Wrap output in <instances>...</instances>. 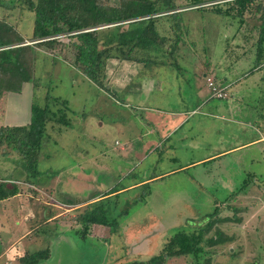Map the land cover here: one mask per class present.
Instances as JSON below:
<instances>
[{"label": "rangeland", "instance_id": "rangeland-1", "mask_svg": "<svg viewBox=\"0 0 264 264\" xmlns=\"http://www.w3.org/2000/svg\"><path fill=\"white\" fill-rule=\"evenodd\" d=\"M191 1L174 0L177 12H183L180 22V27H183L182 42L177 54L179 64L185 69L184 73V70L178 71L183 73L180 78L183 81L174 84V77L168 80L158 76L168 87L161 97L155 96L153 102L148 104L153 108L150 113L157 114L155 112L159 111L166 115L172 110L181 113L193 110L207 112L215 105L231 103L230 113L236 123L220 120L215 121V126H207L208 122H204L205 125L196 127L198 117L190 120L192 136L206 143L205 146H198L199 151L191 150L186 139L185 143L178 141L184 133L188 134L189 128L185 127L173 137L175 146L172 152L165 150L162 153L153 147L150 152L144 153V150L141 155L131 150L122 157L117 143L124 141L120 131H125V137L135 136L137 116L133 110L124 108L119 98H113L89 83L73 66L70 53H65L67 58L59 60L46 54V57L43 55L46 58L44 62L37 63L35 75L44 87L37 91V102L42 103L49 89L51 96L66 100L70 109L78 113L70 118L71 128L55 123L47 126L46 144L39 158V170L44 175L37 182L49 193L46 191V196L40 198L39 202L36 200L37 192L21 185L27 174L23 172L20 157L0 148V182L11 178L19 190L18 195L6 199L7 203L0 202V210L7 205L12 210L39 209L37 219L41 226L33 236L24 238V245L27 249L30 247L29 252L49 249L48 259L41 264H120L126 260L146 259L149 255L158 254L164 240L174 230L184 228L191 231L193 223L189 224L188 221L201 224L205 215L216 211L218 215L213 220L218 222L214 224L212 233L213 229L219 228L228 241L212 248L204 246L206 254L198 258L199 262L193 257H181L168 264H205L207 259H210L209 264H264V67L245 81L235 84V88H228V99L212 98L209 104L203 103L198 109L197 100L191 95L193 86L189 79V73L198 67L202 70L205 64L213 67L215 72L213 77H209L217 83L228 65L233 64L238 75L253 68L257 64L258 16L247 12L241 22L234 17L235 13L232 14L233 18L207 11L202 15L199 11L191 10L194 9ZM203 6L209 9L208 4ZM19 10V4L0 0V17L10 18L18 31L29 35L28 14H21ZM170 25L169 20L160 22L165 29ZM58 39L63 43L68 42L65 36ZM149 52L151 59L164 64L165 72L168 70L170 75L177 72L173 65L169 66L173 61L168 48ZM169 74L167 76L171 77ZM234 77H230L231 81H234ZM198 82L202 87L207 85L206 81L204 85L203 79H198ZM176 85H179L181 98L178 97L179 88ZM31 97L30 84H25L18 94H7L0 106V111L4 113L2 122L26 125L30 119ZM157 129L160 131L161 127ZM244 144L219 161L182 168L195 158ZM6 152L9 155H4ZM161 155V159H158ZM167 172L172 173L162 175ZM54 174L60 178L55 183L54 195L59 204H80L106 191L120 190L153 176H157V179L107 199V204L112 207L110 214L116 217L113 232L109 227L95 226L84 233L77 221L85 210L84 204L77 205L70 213H64L65 208L58 205L57 211L61 213L59 222L45 221ZM98 201L93 200V203ZM19 215L9 216V219L21 220ZM225 219L228 221L225 222ZM7 220L0 219V231L16 239L19 236L16 220ZM219 220H224V223ZM15 259L13 264L18 263L19 258Z\"/></svg>", "mask_w": 264, "mask_h": 264}, {"label": "trees", "instance_id": "trees-1", "mask_svg": "<svg viewBox=\"0 0 264 264\" xmlns=\"http://www.w3.org/2000/svg\"><path fill=\"white\" fill-rule=\"evenodd\" d=\"M11 3L19 4L21 14H28L30 34L18 31L10 18L0 17V106L7 94H18L25 84L31 85L33 101L26 125L4 124V113L0 111V148L20 157L23 172L27 174L22 184L40 186L37 181L44 173L39 170V158L46 144L48 124L70 128V118L78 114L70 109L66 100L51 96L49 89L42 103L37 102V91H41L42 83L36 77L35 69L37 63L44 62L46 54L59 60L67 58L65 53H70L73 66L89 83L108 94L106 67L110 60L145 66L164 65L151 59L149 51L159 52L165 47L169 49V57L173 61L169 66L173 65L177 72L184 70L177 60L178 46L182 42L183 27H180V22L183 12H177L174 0H11ZM191 3L194 8L191 10L202 15L207 11L233 18L235 13L234 17L241 22L247 12L257 15L256 61L257 65L260 64V59L264 58V0H192ZM207 4L209 9L203 6ZM164 19L171 23L167 29L160 26ZM60 36L67 37L68 42L60 41ZM14 181L7 178L0 182V202L19 193ZM107 199L91 203L92 207L86 206L77 217L84 233L93 225L109 227L112 232L115 230L116 217L111 216L112 207L107 204ZM217 215V211L205 215L201 224L188 221L193 223L191 231L184 228L174 230L164 240L158 254L120 264H168L181 257H193L199 262L198 258L206 254L204 246L212 248L228 241L219 228L213 229L212 233L214 224L218 222L213 218ZM219 221L224 223V220ZM211 233L213 235L207 238ZM49 255L48 248L25 251L17 264H41ZM209 260L205 264H209Z\"/></svg>", "mask_w": 264, "mask_h": 264}, {"label": "crops", "instance_id": "crops-1", "mask_svg": "<svg viewBox=\"0 0 264 264\" xmlns=\"http://www.w3.org/2000/svg\"><path fill=\"white\" fill-rule=\"evenodd\" d=\"M255 55H256V50H255ZM263 57H264V52H263ZM260 60H261L260 64L258 65L256 64L253 68L247 70L248 72L244 71L240 73V75H238L239 73L237 69L233 67V64L228 65L222 73L224 74V76L219 78L220 81L218 83L217 81L216 83L214 81V83L217 86H221L222 88L225 89L227 93L226 98L228 99L229 98V94L227 92L228 88H231V87L235 88L236 87L235 84L239 83L240 81H245L246 78L253 76L257 71H259L261 68L264 67L263 66L264 58H261ZM109 62H114V60H110ZM109 62H107V67H106V76H107L106 86L110 92L109 94L111 95V97L113 96V98H119L121 101V104L124 105L123 107L126 109L133 110L134 114L137 116V118L135 119L136 123L134 125V127H136V129H134L135 130L134 137L130 138V136L128 135L127 137H125V131H120L122 135L124 136V141L122 144H120L119 142L118 143L116 142V143L119 146V150L121 152L122 157L126 156L125 154H128V152L131 150H136L138 152V155H141V152L143 153L144 150H145L144 153L150 152L153 147H155L154 149L155 151L160 150L162 151V153L165 150L172 152L175 146L172 143L173 137L178 135V132L185 127L189 128L188 134L184 133V135H182V137L178 141L180 143H185L186 141L184 139H186L187 144L190 145L191 150L199 151L200 147L198 146H201V145L205 146L204 144L206 143H204L203 141L199 142L197 140L198 138L196 136H192L191 134L192 130L190 128H192V126H190L191 124L190 120L193 119L194 117H198V122L196 124V127H201L205 125L206 122H208L207 126H210V127L215 126V121H220V120L224 121L225 123H236L233 120L234 116L230 113V110L232 109L231 103H227L226 105H223V106L212 105L214 107H211V111H207V112H195L193 110L192 112L181 113L179 111L175 112L172 110L166 115L161 114V112L159 111L155 112L157 114L150 113V111L153 108L152 106H149L148 103L151 101L153 102V98L155 96L161 97L162 94L166 92L167 83H165L166 86L163 85L164 81L162 79L160 80L159 77L164 76L168 80L169 79L173 80V77H174V80H176V83L174 84H180V82L183 81L180 78L181 76H183L185 69L181 66L184 69L182 75H180V73H177V72L172 73L170 75L169 73H167L168 70L167 72L163 70L164 67L162 65L145 66L139 63L127 62V61H117V60H115L116 63H109ZM257 62L258 61H256V63ZM110 68H112L113 70L110 71ZM158 68H160V70ZM214 72L215 71L211 65L205 64L202 70H200L198 67L197 69H194L193 72L189 73V76H190L189 79L192 81L191 84L193 86V92H191V95L197 100V104H198L197 109L203 103L209 104L210 99L213 98L211 97L210 89L208 88L207 85H205V81L207 82V79H212L209 76L210 75L212 76ZM109 73L111 74V77L109 76ZM168 74L171 77L167 76ZM198 74L201 77H199ZM233 75L235 76L233 78L234 81H231L230 77H232ZM186 78H187V75L185 76V79ZM198 79L204 80L205 86L203 87L205 88H203L201 84L199 85ZM165 82L167 81L165 80ZM169 84L171 83L169 82ZM173 85H171V87ZM175 87L179 88V85L178 87L177 85ZM100 91L108 95V93L102 90ZM207 93L208 95H206ZM177 94L179 98L182 97L180 95V88ZM238 96H240V94ZM200 101H202V103ZM27 123L28 122H26V124ZM8 124L12 126H20L14 123H8ZM157 127H161V130L158 131ZM144 140H146V142H144ZM260 140H263V138H261ZM243 146H245V144L232 148V149L229 148V149H224L222 151L218 150L216 153L212 155H206V156H203L197 159L195 158L191 160L190 162L184 164L182 168H187V167L194 168V167L199 166L200 164H205V163H208L211 161H217V160L219 161L222 157H226L232 154L233 150L235 151L238 148L243 147ZM161 157L162 155L159 156L158 159H161ZM216 167L220 168V165L216 164ZM171 173L172 172H167L162 175H165V174L170 175ZM57 174L59 176L60 173L57 172ZM72 177H73V174H72ZM156 179H157V176H153L152 178L142 180L140 183L123 187L120 190L106 191L105 194H102L99 197L95 196L90 199L88 198L89 199L88 201H82L81 203L79 202L80 204L76 202L74 203L62 202L59 204L56 198H54V195H55V189H56L55 183L59 181L60 178L57 177L56 174H54V179H53L52 189H51L52 193H51V196H48L50 203L46 204L44 202V204L48 206L47 209L45 210L46 211L45 216L48 219L47 221L52 220L53 222L56 221L57 223L59 222V219H60L59 216H61V213L57 211L59 207L58 205H61L62 207L65 208L64 213H70V212H73V210H75L74 208H76L77 205L84 204L85 206H88L91 203H93V200L110 198L116 195L118 197L122 193L129 192L131 188L133 190V188L135 189L138 185H141V184L148 185L151 181L156 180ZM21 185H26L28 187H31L35 192H37L36 194L37 202H39L40 198L43 199L44 195L46 196L47 189L45 190L44 186H43L44 188H42L41 186H37V185L30 186L28 184H22V182H21ZM103 195H105V197H103ZM5 203H7L6 200H5ZM30 211L31 210L26 209V208L12 210V208H9L8 205L5 207V209L0 210V219L8 218L7 221L9 222H12L11 220H16L15 222L17 223L18 234H19V236H17L16 239H14L11 236L7 237L8 233L0 231V264H13L16 260L15 258L22 257L25 251L29 252L30 247H28V249L25 247L24 238L33 236L34 233L38 232L37 230L41 226L39 225V222H40L39 219H37L38 217L37 214L40 212L39 209L38 210L32 209L31 214H30ZM17 213H19L20 214L19 216L22 217L21 220H18L16 218L9 219V216H13ZM95 226H100V225H93L90 228H93ZM21 234L23 235L21 236ZM27 244L30 246L29 243ZM24 248H26V250Z\"/></svg>", "mask_w": 264, "mask_h": 264}, {"label": "built area", "instance_id": "built-area-1", "mask_svg": "<svg viewBox=\"0 0 264 264\" xmlns=\"http://www.w3.org/2000/svg\"><path fill=\"white\" fill-rule=\"evenodd\" d=\"M207 86L210 89L211 97L215 99H225L227 97L225 89L217 86L213 79H207Z\"/></svg>", "mask_w": 264, "mask_h": 264}]
</instances>
